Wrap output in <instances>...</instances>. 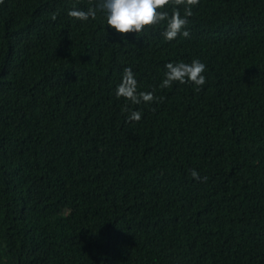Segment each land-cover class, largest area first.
Returning <instances> with one entry per match:
<instances>
[{"label": "trees", "instance_id": "1", "mask_svg": "<svg viewBox=\"0 0 264 264\" xmlns=\"http://www.w3.org/2000/svg\"><path fill=\"white\" fill-rule=\"evenodd\" d=\"M96 5L0 0V264H264V0H199L172 40ZM193 58L199 91L158 86Z\"/></svg>", "mask_w": 264, "mask_h": 264}, {"label": "clouds", "instance_id": "2", "mask_svg": "<svg viewBox=\"0 0 264 264\" xmlns=\"http://www.w3.org/2000/svg\"><path fill=\"white\" fill-rule=\"evenodd\" d=\"M199 0H174L175 5H184V13L181 14L179 7L169 5V0H97V5L101 10L105 25L110 26L113 31L119 33L124 32H140L146 25L164 22L162 36L165 40H172L178 34L188 36V29L184 27L187 23V16L191 15L192 5H196ZM171 8V11H169ZM70 15L81 21H86L90 16L95 17L94 9L73 10ZM205 63L198 58H193L189 62L183 60L168 61L164 68L163 79L160 81L159 87H167L173 81L180 83L189 82L196 86L199 91L200 86L205 83ZM136 80L131 68L124 69V78L120 85L117 86L115 95L124 96L133 103L140 100L151 101L153 99L152 91H141L136 94ZM141 113L133 111L129 115V119L139 120ZM191 175L196 179H204L200 177L196 170H191Z\"/></svg>", "mask_w": 264, "mask_h": 264}]
</instances>
